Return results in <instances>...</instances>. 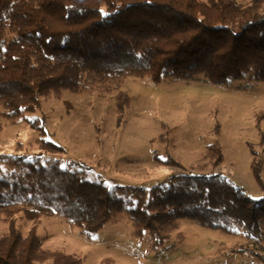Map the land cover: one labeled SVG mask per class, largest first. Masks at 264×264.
I'll use <instances>...</instances> for the list:
<instances>
[{
	"label": "trees",
	"instance_id": "obj_1",
	"mask_svg": "<svg viewBox=\"0 0 264 264\" xmlns=\"http://www.w3.org/2000/svg\"><path fill=\"white\" fill-rule=\"evenodd\" d=\"M198 75L212 84L247 75L264 82V0H0V132L1 119H23L43 98L79 93L86 82L117 93L123 122L131 105L123 90L129 77L160 83ZM41 149L65 152L44 140ZM208 157L222 162L218 142L208 147ZM253 170L263 186L256 159ZM133 191L136 201L58 163L0 155V215L9 222L0 236V264H83L76 255L43 248L41 220L63 217L91 238L125 213L135 236L149 232L153 248L187 219L243 236L251 245L238 252L264 264V199L249 197L228 177L180 173L149 192ZM20 213L33 222L27 236L17 224Z\"/></svg>",
	"mask_w": 264,
	"mask_h": 264
},
{
	"label": "rangeland",
	"instance_id": "obj_2",
	"mask_svg": "<svg viewBox=\"0 0 264 264\" xmlns=\"http://www.w3.org/2000/svg\"><path fill=\"white\" fill-rule=\"evenodd\" d=\"M123 90L131 97L123 122L117 117V93L87 82L79 93L43 98L38 110L23 119H1L0 155L58 163L133 201L134 189L149 192L180 173L221 174L249 197L264 199V82L251 75L224 84H212L203 75L181 81L165 78L160 83L129 77ZM42 140L65 152L43 151ZM216 142L223 155L218 165L207 158L208 147ZM156 158L172 159L181 167L165 166ZM254 159L261 162L263 186L254 174ZM0 217L2 236L8 233L9 222L5 214ZM16 219L27 236L33 222L22 213ZM133 230L125 213L115 215L91 238L59 216L43 218L38 234L44 249L76 255L83 264L107 259L111 264H259L251 254L238 252L251 245L243 236L187 219L180 220L166 243L156 248L149 232L137 237ZM259 240L264 246V237Z\"/></svg>",
	"mask_w": 264,
	"mask_h": 264
}]
</instances>
